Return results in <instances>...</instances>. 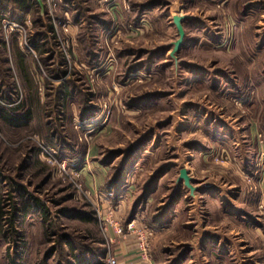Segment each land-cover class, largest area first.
<instances>
[{
    "label": "rangeland",
    "instance_id": "374dc122",
    "mask_svg": "<svg viewBox=\"0 0 264 264\" xmlns=\"http://www.w3.org/2000/svg\"><path fill=\"white\" fill-rule=\"evenodd\" d=\"M0 212V264H105L109 215L157 264H264V0H0Z\"/></svg>",
    "mask_w": 264,
    "mask_h": 264
},
{
    "label": "built area",
    "instance_id": "2783aa9c",
    "mask_svg": "<svg viewBox=\"0 0 264 264\" xmlns=\"http://www.w3.org/2000/svg\"><path fill=\"white\" fill-rule=\"evenodd\" d=\"M97 217L100 219V215L98 212H96ZM101 222L104 224L103 231L106 232L108 228H110L113 232V234L117 237L125 235H130L131 237H134V240L136 241V247L138 251V256H140V259L142 261L148 262L150 261V240L152 237V230H149L148 228H139L134 225V223H130L127 226V233L123 231V228L120 224L115 222L111 216H105L103 219H101ZM105 264H119L118 259L116 256H114L110 251H108L105 256L103 263Z\"/></svg>",
    "mask_w": 264,
    "mask_h": 264
},
{
    "label": "crops",
    "instance_id": "0c3cea01",
    "mask_svg": "<svg viewBox=\"0 0 264 264\" xmlns=\"http://www.w3.org/2000/svg\"><path fill=\"white\" fill-rule=\"evenodd\" d=\"M203 231H205V228H203V230L201 231V233H203L202 235L205 234V236L204 237L202 236V241L200 242V245L202 244L203 247L209 248L211 246L209 245L210 239H212L213 237H208L209 235ZM194 235L196 236L197 233H194ZM123 240L124 241L119 242V246L115 247L113 253V255L117 257L119 264H157L156 262H152L151 259L148 262L142 261L140 259V256H138L137 247L135 245L136 242L134 240L132 239L131 240L128 239V241L125 239ZM219 245L220 242L216 244L217 247H220ZM103 260L104 258L101 260V263H103Z\"/></svg>",
    "mask_w": 264,
    "mask_h": 264
},
{
    "label": "water",
    "instance_id": "95a60500",
    "mask_svg": "<svg viewBox=\"0 0 264 264\" xmlns=\"http://www.w3.org/2000/svg\"><path fill=\"white\" fill-rule=\"evenodd\" d=\"M182 21H183V17H181V16L173 18V24L176 27L177 32H178V36H179V39L176 42L175 48H174V51L177 53L179 52V50L181 49V47L183 45V39L185 36L184 29L182 27ZM179 173H180V175L178 178V182L183 183V185L187 189H189L191 194L193 195L194 192L196 191V189H194V187H192V178L189 176V173L184 168L182 170H180Z\"/></svg>",
    "mask_w": 264,
    "mask_h": 264
},
{
    "label": "trees",
    "instance_id": "16d2710c",
    "mask_svg": "<svg viewBox=\"0 0 264 264\" xmlns=\"http://www.w3.org/2000/svg\"><path fill=\"white\" fill-rule=\"evenodd\" d=\"M14 2L16 3V5L18 6V8H20V9H22V10H26L28 7H29V0H14ZM6 118L8 117V116H5ZM8 118H12V116L11 117H8ZM11 120V119H10ZM12 122V124L14 125V124H18V123H15L16 121H14V120H12L11 121ZM31 202H33V203H35L36 204V206L38 205V200L36 201V200H32ZM13 210H15V208H13ZM22 210H24V215H27L29 212H28V209H26L25 207L22 209ZM4 217H5V215H3L1 212H0V228H2L1 227V224H2V222H3V220H4ZM15 218H16V214H15V212H13L12 213V216H11V218H10V226H13L14 225V223H15ZM69 243H66V246L68 245ZM99 260L101 261L102 260V258H99Z\"/></svg>",
    "mask_w": 264,
    "mask_h": 264
}]
</instances>
